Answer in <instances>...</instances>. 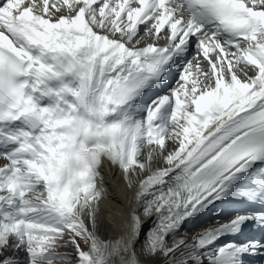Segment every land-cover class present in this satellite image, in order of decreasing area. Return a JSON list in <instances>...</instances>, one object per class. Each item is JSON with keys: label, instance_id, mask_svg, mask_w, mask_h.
Segmentation results:
<instances>
[{"label": "snow or ice", "instance_id": "6c2138e0", "mask_svg": "<svg viewBox=\"0 0 264 264\" xmlns=\"http://www.w3.org/2000/svg\"><path fill=\"white\" fill-rule=\"evenodd\" d=\"M0 159V264L264 258L231 239L264 229V0H0ZM106 163L129 187L150 173L143 244L136 209L114 243L96 235ZM198 217L213 226L176 239Z\"/></svg>", "mask_w": 264, "mask_h": 264}, {"label": "bare ground", "instance_id": "6f19581e", "mask_svg": "<svg viewBox=\"0 0 264 264\" xmlns=\"http://www.w3.org/2000/svg\"><path fill=\"white\" fill-rule=\"evenodd\" d=\"M61 13L67 14L66 7L61 8ZM61 13H57V15ZM145 42L146 43L151 42V39L149 38ZM163 44H164V40H162L160 45ZM201 66H203L204 68L207 67L205 62H202ZM176 72L177 70L173 69V71L169 76L174 75ZM248 75L251 76L253 75V73L249 72ZM172 87L175 86H170V88ZM164 90H165V86H163L162 88L156 91H149L146 94L145 100L154 97L155 95L162 94L161 92ZM168 144H169V148L170 147L173 148L175 146L174 141L172 140H169ZM141 159L142 160L145 159V156H142ZM165 166L166 165L163 164L162 160L158 163H153L152 165L153 169L157 167H165ZM262 168H264V166ZM99 171L103 177V187L105 189V196L101 200L99 205V212L96 221V235L99 237L101 241L114 243L124 233L123 224L126 219V216L129 213H131L133 209H136L137 215H140L141 219L144 221L143 230L140 234V243L141 244L145 243L149 226L152 223V217H145L143 215L142 209L138 208L137 205L139 202L136 201V194L137 191L139 190L140 181L144 180L150 173L144 172L139 174L138 176L133 177L134 184L132 187H129L128 181L125 179L122 170H120L117 166L109 165L106 163L103 167L100 168ZM255 174L256 172L254 171L253 175ZM202 222H203V227L201 228L200 231L186 235L189 236L193 234L192 238L188 240L189 243L193 241V238L196 237L198 233H200L206 228L213 226L212 220L208 219L206 221L203 220ZM199 224L200 222L196 224L192 223V221L186 222L182 226L181 231L183 229L184 230L194 229ZM204 224H206V226ZM91 228L92 226L90 227V229ZM179 234L180 232L177 234V236ZM177 236L176 239H179ZM168 243L171 246L172 243L171 242ZM7 255H12V253L6 252L5 256ZM115 259L118 261V258ZM158 259L160 261V264H163V260L165 258L159 257Z\"/></svg>", "mask_w": 264, "mask_h": 264}, {"label": "rangeland", "instance_id": "374dc122", "mask_svg": "<svg viewBox=\"0 0 264 264\" xmlns=\"http://www.w3.org/2000/svg\"><path fill=\"white\" fill-rule=\"evenodd\" d=\"M169 149L171 150L172 147H170ZM88 226H89V229H90V227L92 226L91 223H89ZM195 231H194V229H191V230H184L183 229L182 231H180V234L177 237L179 239H181L180 237H182L183 239H185L188 242V240L192 238L193 234L192 235H189V236H186V235L191 234V233H195ZM185 233H186V235H185ZM168 242H171L172 243V238H169L168 239ZM81 246L84 249L86 248L85 250H87V247L88 246L85 245V244H83L82 241H81ZM56 251L59 252V253H67V254H69V255H71L73 257L75 256V252H74V250L71 247L57 248ZM58 264H76V260L75 259H71V260H68V261L58 262Z\"/></svg>", "mask_w": 264, "mask_h": 264}]
</instances>
